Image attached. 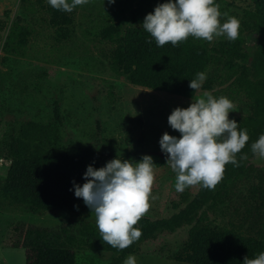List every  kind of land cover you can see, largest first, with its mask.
<instances>
[{
  "label": "rangeland",
  "instance_id": "1",
  "mask_svg": "<svg viewBox=\"0 0 264 264\" xmlns=\"http://www.w3.org/2000/svg\"><path fill=\"white\" fill-rule=\"evenodd\" d=\"M52 9L48 0H43ZM220 21L236 17L243 28L244 15L253 9L252 0H215ZM158 4L135 0L123 16L119 34L105 40L100 30L116 21L117 2L88 0L71 13L59 11L58 22L41 9L23 7L20 0H0V26L21 17L31 35L26 46L7 41L8 28H0V264H26L28 247L58 246L76 251V264H108L111 254L98 256L93 249H78V228L84 221L96 225L95 214L87 207L51 208L43 215L29 213L22 205H11L3 197L4 179L16 148L18 131L29 122H55L60 148L73 153H89L94 168L114 159L139 162L153 158L154 184L150 207L141 218H166L183 208L200 185L175 190L176 174L167 165L159 140L163 133L180 137L171 129L172 110L187 108L192 102L227 97L237 122L252 114L250 101L237 86L243 69L222 48L226 37L212 42L196 39L208 47L211 62L206 80L211 90H198L193 98H183L132 85L114 74L105 54L125 27L137 26ZM64 27L69 35L59 36ZM248 44H253L248 42ZM58 112V119L54 112ZM264 158L254 155L246 161L243 174L220 190L196 214L194 221L175 232H162L139 245L140 254H131L136 264H186L161 258L180 251L190 229L208 225L218 230L234 229L243 235L264 239ZM97 226V225H96ZM136 227V225L134 226ZM152 252V253H150ZM129 256V255H128Z\"/></svg>",
  "mask_w": 264,
  "mask_h": 264
},
{
  "label": "trees",
  "instance_id": "2",
  "mask_svg": "<svg viewBox=\"0 0 264 264\" xmlns=\"http://www.w3.org/2000/svg\"><path fill=\"white\" fill-rule=\"evenodd\" d=\"M135 0H116V21L104 26L98 33L101 40L109 39L122 31L123 16ZM155 4L165 0H147ZM23 7L38 8L49 13L50 20L58 22L60 13L47 9L43 0H20ZM253 9L244 15V26L239 29L235 41L227 38L222 48L243 69L237 78V86L250 101L252 114L237 123L246 129L249 140L236 154L238 166L225 165L222 180L213 190L199 187L194 197L169 217L150 220L141 218L136 227L141 237L128 248L118 250L102 241L94 223L84 221L78 228V249H93L98 256L111 254L108 264H122L128 255L138 252L139 245L162 232H175L191 224L197 212L228 184L244 172L246 161L252 158L251 145L264 134V0H252ZM127 26L122 35L114 39V45L104 55L111 71L122 75L132 85L183 98H193L198 90H211L212 83L204 81L198 90L189 87V80L205 72L211 62V54L204 44L194 37L176 46L168 43L157 47L155 40L141 26ZM0 28H8L3 23ZM7 41L26 46L31 35L17 16L9 26ZM58 34L66 38L69 31L58 28ZM151 40V44L148 41ZM252 42L253 44H248ZM58 119V112H54ZM16 148L11 152L10 164L4 179L3 197L11 205H22L29 213L43 215L51 208H79L86 206L82 198L70 191L73 182H86L83 174L91 164L89 153H73L60 148L58 126L55 122H29L17 133ZM264 204V192L259 195ZM264 252V239L243 235L234 229L218 230L202 225L189 230L180 251L167 256L187 264H243L245 257L253 259ZM26 264H76V251L67 247L36 246L25 251Z\"/></svg>",
  "mask_w": 264,
  "mask_h": 264
},
{
  "label": "clouds",
  "instance_id": "3",
  "mask_svg": "<svg viewBox=\"0 0 264 264\" xmlns=\"http://www.w3.org/2000/svg\"><path fill=\"white\" fill-rule=\"evenodd\" d=\"M107 2L111 5L116 0ZM87 3L88 0H48L53 9L66 13ZM221 15L215 0H165L145 16L141 26L157 47L168 43L176 46L190 36L207 42L222 36L235 41L239 37V19L229 17L221 23ZM206 78V73H197L195 79L189 80V87L198 90ZM233 107L227 97L208 95L187 108L173 109L168 116L171 129L181 135L177 138L165 132L159 145L167 156V165L176 174L177 192L195 185L213 190L222 180L226 164L238 166L236 154L245 147L249 135L235 119H229ZM251 149L264 158V134ZM155 166L149 155L139 162L116 157L99 169L88 165L83 174L86 182H73L70 191L95 214L101 239L112 248L123 250L141 237V230L134 226L150 207ZM124 264H136L135 257L130 254ZM243 264H264V252L253 259L245 257Z\"/></svg>",
  "mask_w": 264,
  "mask_h": 264
},
{
  "label": "crops",
  "instance_id": "4",
  "mask_svg": "<svg viewBox=\"0 0 264 264\" xmlns=\"http://www.w3.org/2000/svg\"><path fill=\"white\" fill-rule=\"evenodd\" d=\"M147 241V240H146ZM141 252L139 251V252H137V253H135V254H140ZM150 253H152V252H150ZM161 258H165V259H168V260H172V259H169V258H167V257H164V256H161V255H159ZM128 257V256H127ZM173 261H175V260H173ZM175 262H177V261H175ZM180 263H183V262H180ZM122 264H124V262L122 263ZM187 264V263H186Z\"/></svg>",
  "mask_w": 264,
  "mask_h": 264
}]
</instances>
